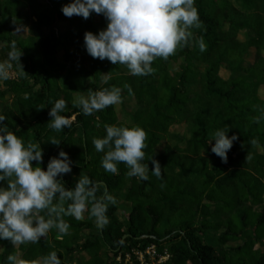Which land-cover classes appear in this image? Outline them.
Listing matches in <instances>:
<instances>
[{"label":"trees","instance_id":"trees-1","mask_svg":"<svg viewBox=\"0 0 264 264\" xmlns=\"http://www.w3.org/2000/svg\"><path fill=\"white\" fill-rule=\"evenodd\" d=\"M69 2L0 0V64L8 60L18 71V77L6 80L5 90L0 91L2 100L6 93L13 97L11 105L3 106L0 115L5 120L0 126L25 144L41 148L44 169L50 157L65 151L72 171L57 182L72 189L77 180L87 177L98 186L96 199L106 191L112 197V202L105 201L107 223L94 222L92 203L86 201L88 218L62 216L69 225L67 234L52 228L36 243L13 245L0 240V264H8L7 257H18L19 252L24 264H36L52 251L61 264H69L68 256L78 250L89 254L78 264H118L119 254L151 244L170 251L171 258L162 264H264V98L259 94L264 85V0H194L201 27L190 29L193 39L166 60L156 58L148 76H132L125 65L87 54L84 33L104 29L103 15L90 13L88 19L74 20L58 33L52 26L62 5ZM22 9H28L32 20L25 37L14 32L25 17ZM227 26L234 32L247 30V38L236 39ZM198 39L205 45L203 52ZM61 46L63 59L58 56ZM70 47L84 54L75 57ZM252 48L256 58L248 62ZM10 53L20 55L19 61L10 60ZM178 61L181 69L174 74ZM222 67L231 72L229 78L220 75ZM113 86L121 88V99L136 97L133 123L119 120L115 105L85 116L73 103L78 92ZM59 94L66 104L60 115L74 120L71 127L56 132L50 129L48 112ZM180 123L188 127L186 146L168 142L159 153L161 142L174 136L170 128ZM105 125L138 126L145 131L147 180L128 177L122 163L117 174L103 169L104 153L95 151L92 140L103 138ZM222 128L229 129L227 135L238 136L227 163L207 145L211 134ZM52 139L59 145L50 143ZM151 157L161 166L159 178L151 173ZM0 184L6 186V181ZM118 196L130 206L123 220L117 214ZM84 232L88 234L83 238ZM59 234L62 239L55 238ZM233 240L243 244L229 245ZM258 243L262 248H256Z\"/></svg>","mask_w":264,"mask_h":264},{"label":"clouds","instance_id":"clouds-1","mask_svg":"<svg viewBox=\"0 0 264 264\" xmlns=\"http://www.w3.org/2000/svg\"><path fill=\"white\" fill-rule=\"evenodd\" d=\"M61 12L67 18L75 15L85 20L90 13L103 15L106 27L95 34L86 31L84 48L93 59L125 65L132 76L153 73L151 65L156 58L166 60L178 46L183 47L193 39L190 29L201 27L194 0H70L62 5ZM196 44L201 52L205 50L201 39L196 40ZM19 57L15 53L9 54L13 61H19ZM8 67L10 65L0 64V79L9 78ZM106 80L107 76L102 82ZM120 101L121 88L113 86L89 92L87 97L78 96L73 103L89 116ZM65 107V101L58 99L49 109L51 130L59 132L71 127L72 121L60 115ZM4 120L5 117L0 115V125ZM228 131V128L217 129L207 142L211 152L223 163H227V153L238 139L236 133L227 135ZM145 139V131L138 126L105 125L103 138H93L92 144L96 152L104 153L101 166L106 172L117 174V165L122 163L128 169V177L147 180ZM49 142L60 143L55 139ZM148 160L152 163V175L161 177L159 162L152 157ZM41 162V148L38 150L36 144H25L6 127L0 126V182L6 181V186L0 184V240H8L13 245L36 243L52 228L67 234L69 225L62 216L81 220L86 201L92 203L91 215L99 223H107L105 201L112 202V197L106 191L101 199H96L98 186L87 177L77 180L72 189L57 182L58 177L72 171V161L65 151L60 150L58 155L50 157L46 169L40 166ZM7 262L24 264L13 255L7 257ZM40 264H61V260L52 251L41 259Z\"/></svg>","mask_w":264,"mask_h":264},{"label":"rangeland","instance_id":"rangeland-1","mask_svg":"<svg viewBox=\"0 0 264 264\" xmlns=\"http://www.w3.org/2000/svg\"><path fill=\"white\" fill-rule=\"evenodd\" d=\"M22 13L25 15V17H23L17 24V26L15 27L14 29V32L15 34H17L18 36H27L28 33H29V27L32 23V20L31 18L27 15L28 14V9H22ZM99 17V15H98ZM82 17H79V16H76V17H71V18H67L65 17L62 13L60 15H58L55 23L53 24V28L58 32V33H61V32H64L65 30H67L70 25H71V22H73L74 20H77V19H80ZM227 31H230L231 34H233L236 39H240V40H245L248 36V31L247 30H240L239 32H234L232 31V29L230 28V26H227L226 27ZM45 32L49 31V28H46L44 29ZM65 48L63 46H61L59 48V51H58V56L60 59H63L64 58V55H65ZM70 50L71 52L74 54V56L76 57L77 54H84L83 51H80L78 49H76L75 47H70ZM86 55V54H85ZM256 58V49L255 48H252L248 55H247V61L248 62H253ZM4 65H10V67H8V74H9V78L8 79H14L16 77H18V71L17 69L14 67V65L6 60L4 63ZM181 69V61H178L177 63L174 64V67H173V70L172 72L175 74V73H178ZM220 75L223 77V78H229L230 75H231V72L226 69L225 67H222L220 69ZM6 79V80H8ZM6 80H2L0 79V91H3L5 90V82ZM259 94L262 98H264V85H262L260 87V90H259ZM78 96H84V97H87L88 96V93L86 92H78L74 95V100L78 97ZM58 99H63V95L59 94ZM73 100V101H74ZM13 101V97L12 95L9 93V94H5V97L4 99L2 100L0 98V113L2 112L3 110V106L4 105H11ZM54 104L51 103V106ZM116 107V112H117V115H118V118L119 120L121 121H124L128 124H131L133 123V113L134 111L136 110L137 108V99L135 96L133 95H125V97L123 99H121L120 103L116 104L115 105ZM51 108V107H50ZM71 120H74V117H72ZM170 132L174 135V136H170L168 137V139L166 140H163L161 142V144L158 146L157 150L159 153H161L164 149V146L166 143L170 142L171 144H175V143H178L180 146L182 147H185L186 146V139L187 136H189V133H188V127L185 123H180V124H175L173 125L171 128H170ZM259 151H262V148H258ZM262 178H263V181H264V171L262 172ZM116 203L118 205V211H117V214L119 216L120 219H125L128 212H129V209H130V206H129V203L124 200V198H122L121 196H118L116 197ZM88 205L86 204V209L85 211L82 213V216L83 218L82 219H86L90 216L89 214V211H88ZM94 222L96 223L97 220H94ZM51 230V229H50ZM47 233V234H50V231ZM88 234V232H84L82 233V236L83 238ZM62 235H57L55 238L57 239H62L61 238ZM240 245V244H243V241L242 240H233L229 243V245ZM256 248H262L261 244L258 243L256 245ZM3 249V246L0 245V250ZM21 256V252L18 253V259L19 257ZM68 260H69V264H78L79 261H82V260H86L89 258V254L85 251H81V250H78V251H75L73 253H71L69 256H68ZM40 261H41V258H39L37 261H36V264H40ZM118 264H125V260H123L122 262L116 260Z\"/></svg>","mask_w":264,"mask_h":264},{"label":"built area","instance_id":"built-area-1","mask_svg":"<svg viewBox=\"0 0 264 264\" xmlns=\"http://www.w3.org/2000/svg\"><path fill=\"white\" fill-rule=\"evenodd\" d=\"M171 253L167 247L159 251L156 244H151L146 248H134L125 254H119L117 260L125 264H162L171 258Z\"/></svg>","mask_w":264,"mask_h":264},{"label":"water","instance_id":"water-1","mask_svg":"<svg viewBox=\"0 0 264 264\" xmlns=\"http://www.w3.org/2000/svg\"><path fill=\"white\" fill-rule=\"evenodd\" d=\"M99 225H100V226H102V224H101V223H99Z\"/></svg>","mask_w":264,"mask_h":264}]
</instances>
